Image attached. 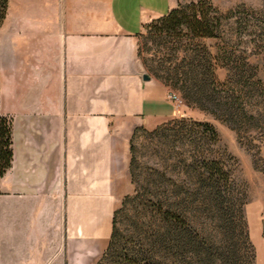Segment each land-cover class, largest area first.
<instances>
[{"label":"crops","instance_id":"1","mask_svg":"<svg viewBox=\"0 0 264 264\" xmlns=\"http://www.w3.org/2000/svg\"><path fill=\"white\" fill-rule=\"evenodd\" d=\"M31 4L33 18L3 24L7 55L17 38L18 55L34 58L33 98L19 99V106H32L44 122L98 124L83 131L81 145L68 141L48 149L65 170L64 184L51 196L33 195L25 186L45 180V166L19 177L31 167L28 151L18 158L16 181L10 179L17 161L12 126L13 161L0 179V264H96L109 245L129 137L137 127L151 129L178 114L168 87L151 77L143 81L137 56L144 25L165 16L171 2L9 0L11 10ZM122 122L132 124L130 133L116 129Z\"/></svg>","mask_w":264,"mask_h":264},{"label":"rangeland","instance_id":"2","mask_svg":"<svg viewBox=\"0 0 264 264\" xmlns=\"http://www.w3.org/2000/svg\"><path fill=\"white\" fill-rule=\"evenodd\" d=\"M199 1L211 6V16L219 17V23L214 22L218 24V37L196 38L185 26L177 29L163 28L160 19H153L144 25L142 33L137 38L140 66L145 74L161 83L163 78L173 77L175 73H181L176 74V77L183 80L191 58L195 54L200 56L207 51L212 58L211 73L215 78L211 90L217 99L230 103L237 113L245 111L249 115H254L256 120L232 126L222 122L210 110H200L195 106L183 104L178 109L174 108L178 113L175 118L151 129L144 126L135 128L138 131L132 141L134 147L132 157L135 162L137 188L140 189L141 196L138 200L127 203L118 215L119 245L121 250L132 248L135 244L133 240L137 238L138 233L148 227L150 216L144 207L149 199L145 190L149 188L148 183L151 180L150 168L165 171L172 179L179 175L174 174L179 159L175 153H183L186 144L177 141L178 139L173 136L171 131L173 125L164 126L158 134L150 133L163 124L182 118L207 123L216 130L217 143L208 144L205 156L217 158L227 167L235 185V196L237 194L243 198L240 205L248 241L241 250L238 247L240 263L248 264L249 257L253 255L251 264H264V0H170L171 10L188 15L189 7ZM20 4L21 2L16 6L19 7ZM18 7L11 10L8 2L7 13L0 26V109L12 122L17 157L14 174L10 175V179L18 177V158L23 156V152L28 151L32 154L24 158L31 167L26 171L21 170L19 177H31L38 166H45L47 171L45 180L31 186L23 184L33 195L51 196L58 194L64 184L65 170L58 156L49 153L50 147L60 145L65 147L68 141L71 142L70 145L77 143L81 145L85 140L82 138L83 131L97 128L98 123L44 122L30 111L32 106H19V99L33 98L35 66L33 53L26 59L18 55L17 38L13 43L15 45L13 52L10 50V55H7L9 52L5 45L8 33L3 32V24L11 18L34 17L33 4L26 9ZM174 83L177 84L176 88ZM252 84L256 85L257 90L250 93L249 87ZM180 86L181 84L174 79L169 83L168 90L183 98L178 89ZM207 104L210 107L212 105L209 102ZM116 124L117 130L130 133L131 123ZM58 132H64L65 136L58 137L55 135ZM72 134L74 137H71ZM119 139L123 146L124 138L119 136ZM130 141L131 137L128 139L129 148ZM126 152L128 155L121 177L123 188L116 192L115 210L121 208L124 197L131 196L134 191L129 174L130 149ZM17 187L25 188L18 185ZM17 187L14 190L18 191ZM119 188L121 187H117V190ZM167 189L171 190L170 187ZM165 199L170 202L173 195L168 193ZM191 213L190 221L195 224L197 231L213 241L221 250H227L230 245L228 236L218 227L212 213L203 212V208L202 212ZM231 241L235 246H238V242L241 246L240 237Z\"/></svg>","mask_w":264,"mask_h":264},{"label":"trees","instance_id":"3","mask_svg":"<svg viewBox=\"0 0 264 264\" xmlns=\"http://www.w3.org/2000/svg\"><path fill=\"white\" fill-rule=\"evenodd\" d=\"M9 0H0V26L5 19ZM211 6L203 1L189 7L188 15L170 10L161 20L163 28H180L186 30L196 38L218 37L219 17L211 16ZM211 55L204 51L202 55L195 54L189 62V69L184 73L185 79L173 77L162 79L168 87L172 80L181 86L178 88L183 95L185 105L195 106L200 110H210L222 122L247 124L256 120L254 115L243 111L237 113L230 103L218 100L211 86L215 83L212 70ZM174 87L177 84L174 83ZM252 93L256 85L249 87ZM213 92V93H212ZM221 99V98H220ZM207 102L211 103V107ZM235 111V112H234ZM173 125L171 131L177 141L185 143L183 153H175L178 162L174 174L176 179L168 177L165 171L150 168L148 202L145 209L149 213V223L146 230H141L133 240L130 249H120L117 218L127 203L140 198L137 188L135 162L132 157L133 139L138 129L131 135V161L129 174L134 191L131 196H125L121 208L115 210L112 217V232L107 250L96 264H241L238 247H245L248 241L246 224L244 222L241 203L243 198L235 196V185L231 173L217 158L205 156L208 144L217 143L218 135L214 127L207 123L186 119L174 120L157 127L150 134H158L164 126ZM166 136V135H165ZM164 136V137H165ZM167 139V136H166ZM184 147V146H183ZM13 161L12 122L8 117L0 114V179L11 168ZM179 176L181 178L179 179ZM167 187L171 190H168ZM171 193L173 200L165 199ZM211 212L218 222V227L228 236L230 245L223 251L206 237H203L195 224L190 221L189 213ZM200 209V210H199ZM192 214V213H191ZM241 246L231 240L239 239ZM251 256V255H250ZM253 260V255L249 257Z\"/></svg>","mask_w":264,"mask_h":264},{"label":"built area","instance_id":"4","mask_svg":"<svg viewBox=\"0 0 264 264\" xmlns=\"http://www.w3.org/2000/svg\"><path fill=\"white\" fill-rule=\"evenodd\" d=\"M167 100L174 106L175 109H178L184 104L182 98L173 91H169L167 94Z\"/></svg>","mask_w":264,"mask_h":264},{"label":"water","instance_id":"5","mask_svg":"<svg viewBox=\"0 0 264 264\" xmlns=\"http://www.w3.org/2000/svg\"><path fill=\"white\" fill-rule=\"evenodd\" d=\"M142 79H143V81H149L150 80V76L147 75V74H143Z\"/></svg>","mask_w":264,"mask_h":264}]
</instances>
